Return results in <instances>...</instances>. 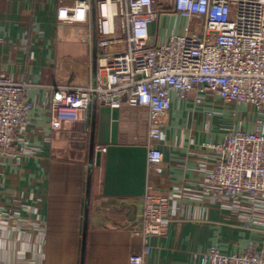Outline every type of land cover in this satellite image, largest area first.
Listing matches in <instances>:
<instances>
[{"label":"crops","instance_id":"1","mask_svg":"<svg viewBox=\"0 0 264 264\" xmlns=\"http://www.w3.org/2000/svg\"><path fill=\"white\" fill-rule=\"evenodd\" d=\"M83 1L92 7L93 0H0V72L30 83L26 100L33 106L11 149L0 151V264H129L144 247L145 264H201L213 247L222 255L250 244L264 251L263 227L246 229L230 211L199 197L171 201L174 218L164 236L139 233L146 192L199 195L202 167L217 157L208 145L221 143L220 127L236 125L246 109L222 101L215 108L217 99L197 105L193 93L188 100L173 97L157 145L163 161L151 171L144 108L93 103L84 120L51 130L55 88L96 82L93 10L87 24L59 19L60 9ZM170 19L173 32L182 33L185 22ZM205 112H213L209 130ZM251 127L247 121L245 129Z\"/></svg>","mask_w":264,"mask_h":264},{"label":"built area","instance_id":"2","mask_svg":"<svg viewBox=\"0 0 264 264\" xmlns=\"http://www.w3.org/2000/svg\"><path fill=\"white\" fill-rule=\"evenodd\" d=\"M92 10L100 51L96 82L55 88L51 130L84 120L93 103L111 109L144 108L151 171L163 161L157 145L173 97L188 100L193 93L197 105L217 99L242 107L245 118L221 126L223 141L208 145L217 157L202 167L199 195L174 189L173 196L163 197L148 190L140 203L139 233L164 236L174 218L170 203L184 196L210 200L246 229L264 228V0H93L92 7L83 1L60 9L59 19L69 26L87 24ZM162 17L183 20L182 33L171 29L158 35ZM29 88V82L0 72L2 152L24 131L33 107L26 100ZM205 116L209 130L213 112ZM247 121L252 123L249 131ZM2 216L0 212V221ZM149 251L144 247L130 256L129 264H145ZM201 264H264V251L250 244L243 252L222 255L213 247L201 255Z\"/></svg>","mask_w":264,"mask_h":264},{"label":"rangeland","instance_id":"3","mask_svg":"<svg viewBox=\"0 0 264 264\" xmlns=\"http://www.w3.org/2000/svg\"><path fill=\"white\" fill-rule=\"evenodd\" d=\"M173 27L175 28L172 20L168 19V17H162L159 22L158 35H162L165 32H170ZM214 106L215 108H220L223 107V103L221 100H216L214 102Z\"/></svg>","mask_w":264,"mask_h":264},{"label":"clouds","instance_id":"4","mask_svg":"<svg viewBox=\"0 0 264 264\" xmlns=\"http://www.w3.org/2000/svg\"><path fill=\"white\" fill-rule=\"evenodd\" d=\"M74 17L77 19V14L76 13H74ZM84 20H85V18L80 20L79 22H84Z\"/></svg>","mask_w":264,"mask_h":264}]
</instances>
